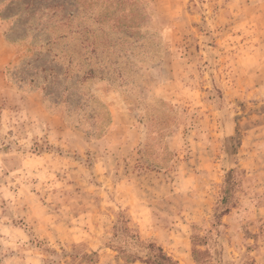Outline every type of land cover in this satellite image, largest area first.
I'll use <instances>...</instances> for the list:
<instances>
[{
	"label": "rangeland",
	"instance_id": "1",
	"mask_svg": "<svg viewBox=\"0 0 264 264\" xmlns=\"http://www.w3.org/2000/svg\"><path fill=\"white\" fill-rule=\"evenodd\" d=\"M118 219L264 264V0H0V264H145Z\"/></svg>",
	"mask_w": 264,
	"mask_h": 264
},
{
	"label": "trees",
	"instance_id": "2",
	"mask_svg": "<svg viewBox=\"0 0 264 264\" xmlns=\"http://www.w3.org/2000/svg\"><path fill=\"white\" fill-rule=\"evenodd\" d=\"M37 147V143L35 144ZM41 151V150H40ZM228 153V149H226ZM221 183V195L216 203L213 213L214 222L218 223L223 214L235 205L234 191L237 186L235 180V168L229 167L225 171ZM128 219H118L114 224V235L118 237L122 243L121 246H114L118 253L122 254L128 262L139 261L145 264H180L176 259L167 254L163 248L154 241L142 240L135 229L128 225ZM206 235H191V256L196 264H208L211 255L216 258V253L211 251L203 240ZM204 245V249L198 248Z\"/></svg>",
	"mask_w": 264,
	"mask_h": 264
}]
</instances>
